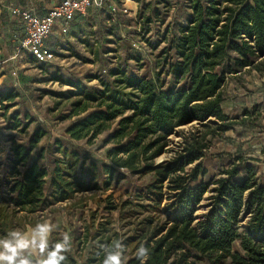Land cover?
<instances>
[{
    "label": "trees",
    "instance_id": "trees-1",
    "mask_svg": "<svg viewBox=\"0 0 264 264\" xmlns=\"http://www.w3.org/2000/svg\"><path fill=\"white\" fill-rule=\"evenodd\" d=\"M136 1L140 0L133 1L137 11ZM161 4L142 3L138 18L144 31L164 24L165 13L155 8ZM185 4L187 24L173 23L156 33L155 43L147 41L153 50L160 49L153 76L118 67L110 71V83L94 77L98 86L93 89L60 75L52 77L70 89L53 95L58 106L65 102L67 113L60 119H75L67 137L91 145L111 132L105 140L113 146L106 154L108 164L89 161L79 150L56 141L58 157L50 169L42 164L44 151L31 161L45 131L37 130L28 145L11 140L6 178L0 180L7 187L0 195V237L12 229L34 227L56 206L77 194L94 192L81 202L87 214H79L75 229L84 264H102L100 245L113 241L125 246L123 264H139L136 249L141 244L150 250L146 264H264V185L252 167L238 159L211 182L199 180L208 173L201 161L213 140L250 117L249 112L245 119L230 117L222 105L232 78L242 72H264V0ZM19 99L14 90L0 92V107L8 111ZM19 116L18 112L12 116L11 130L22 126ZM193 123V130L182 133L174 156L157 165L169 138ZM122 170L146 181L131 187ZM122 184H127L124 195L116 199L109 194ZM210 187V209L205 220L196 223ZM243 215L248 222L241 226ZM60 238L59 232L51 236ZM65 264H78L73 253Z\"/></svg>",
    "mask_w": 264,
    "mask_h": 264
},
{
    "label": "rangeland",
    "instance_id": "rangeland-1",
    "mask_svg": "<svg viewBox=\"0 0 264 264\" xmlns=\"http://www.w3.org/2000/svg\"><path fill=\"white\" fill-rule=\"evenodd\" d=\"M45 1L46 4L42 7L45 10L59 2V0ZM101 1L102 8L96 6L85 18H78L70 23L68 33H62L59 27L54 28L46 45L54 52L55 60L43 66L36 63L27 52L18 51V43L24 35V24L21 19L12 15L11 10L28 7V0H0V92L14 90L20 95L17 106L8 111L0 107V180L6 178L5 159L12 145L11 140L28 145L29 139L39 129L46 134L33 152L31 161L44 151L42 164L51 169L53 159L58 157L54 144L56 141H61L70 148L79 150L89 161L108 164L106 154L113 146L106 145L105 140L111 132L103 134L91 145L85 141H72L67 137L66 130L75 119H60L67 113L65 102L58 106V99L53 95L67 94L70 89L51 80L52 77L60 75L64 79L82 82L93 89L98 86V81L94 77L110 83L112 78L109 73L118 67L138 75L153 76L155 59L160 49L153 50L147 41L155 43L156 33L169 26L173 27V23L187 24L190 15L185 0H161L162 4L155 8L159 7L165 13L164 24L152 25L151 32H147L142 29L143 24L138 18V13L142 3L149 4L154 0L136 1L137 11L133 2L135 0ZM111 7L117 9L114 16L110 14ZM124 8L131 12L125 13ZM226 95L229 108L232 109V112H229L226 108L230 115L241 120L245 119L246 112H249L250 117L246 123L236 125L223 137L213 140L206 157L201 161L208 173L205 177H199V180L205 183L211 182L219 177L223 168L240 159L245 166L252 167L258 181L264 185V72L238 74L229 81ZM17 112L20 114L22 126L11 130V119ZM193 128L194 123L177 130L180 135L178 138L173 135L169 138L166 152L157 158L155 163L170 160L182 141V133H188ZM120 173L128 177V184L131 187L146 181V179L139 181L137 177L130 176L124 170ZM0 186L2 187H0V195H2L7 187L4 182L0 183ZM126 188L127 184H122L119 189L110 191L109 194H114V198L117 199L125 194ZM212 190L213 187H210L204 196L196 213V223L205 220L210 209L209 198L213 194ZM93 193L77 194L72 201L56 206L52 213L40 219V222L51 220L58 224L62 231L72 236L71 253L78 264H84V260H81L76 246L78 231L75 229L80 225L79 214L83 211L87 214V209H82L81 202ZM77 202L81 203L80 208H73L74 203ZM167 203L166 199L163 206L165 207ZM89 206L93 210L97 209L92 201L89 202ZM240 219H244L240 223L241 226L247 224V215H243ZM89 250L90 248H87L83 252L84 258L87 257Z\"/></svg>",
    "mask_w": 264,
    "mask_h": 264
},
{
    "label": "clouds",
    "instance_id": "clouds-1",
    "mask_svg": "<svg viewBox=\"0 0 264 264\" xmlns=\"http://www.w3.org/2000/svg\"><path fill=\"white\" fill-rule=\"evenodd\" d=\"M54 232L61 238L51 240ZM102 264H123L125 246L120 241L111 245H100ZM73 250L72 236L60 229L51 220L38 222L24 230L12 229L0 237V264H65ZM139 264H146L150 250L144 244L136 249Z\"/></svg>",
    "mask_w": 264,
    "mask_h": 264
},
{
    "label": "built area",
    "instance_id": "built-area-1",
    "mask_svg": "<svg viewBox=\"0 0 264 264\" xmlns=\"http://www.w3.org/2000/svg\"><path fill=\"white\" fill-rule=\"evenodd\" d=\"M102 8L101 0H61L44 16H38L33 10L14 8L13 16L18 17L24 24V35L18 43V51L27 52L38 64L48 65L55 60V54L46 45V41L55 27L61 32H69V24L78 17H86L94 7ZM117 12L115 7L110 8V14ZM125 13H130L124 8ZM136 13V11H135ZM114 21V19H112Z\"/></svg>",
    "mask_w": 264,
    "mask_h": 264
},
{
    "label": "crops",
    "instance_id": "crops-1",
    "mask_svg": "<svg viewBox=\"0 0 264 264\" xmlns=\"http://www.w3.org/2000/svg\"><path fill=\"white\" fill-rule=\"evenodd\" d=\"M60 1L61 0H59L58 4L60 3ZM45 4H46L45 0L43 2H42V0H28V7H25L24 9L33 10L38 16H44L49 12V10H51L54 6H56V4H55L53 7L49 8V9L46 8V10H45L42 8ZM78 18H85V17H78ZM78 18H76V19H78ZM69 30H70V28H69ZM222 106H223L224 113L231 117L232 115H230L229 112H232V109H231V107L229 108V103L227 102V100L223 103ZM226 108L229 110V112L226 111ZM244 108H246V107H244Z\"/></svg>",
    "mask_w": 264,
    "mask_h": 264
},
{
    "label": "water",
    "instance_id": "water-1",
    "mask_svg": "<svg viewBox=\"0 0 264 264\" xmlns=\"http://www.w3.org/2000/svg\"><path fill=\"white\" fill-rule=\"evenodd\" d=\"M181 128H183V127H181ZM180 128V129H181ZM179 130V129H178ZM180 134H179V132L178 131H176V133L174 134V136L175 137H178ZM161 163H163V162H161ZM161 163H159V164H161ZM159 164H157V165H159ZM244 221V219H240V221H239V223H242Z\"/></svg>",
    "mask_w": 264,
    "mask_h": 264
},
{
    "label": "bare ground",
    "instance_id": "bare-ground-1",
    "mask_svg": "<svg viewBox=\"0 0 264 264\" xmlns=\"http://www.w3.org/2000/svg\"><path fill=\"white\" fill-rule=\"evenodd\" d=\"M174 136V135H173ZM176 138H178V137H176Z\"/></svg>",
    "mask_w": 264,
    "mask_h": 264
}]
</instances>
